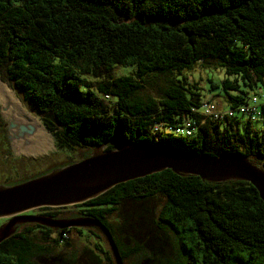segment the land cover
Segmentation results:
<instances>
[{
	"label": "trees",
	"instance_id": "trees-1",
	"mask_svg": "<svg viewBox=\"0 0 264 264\" xmlns=\"http://www.w3.org/2000/svg\"><path fill=\"white\" fill-rule=\"evenodd\" d=\"M208 59L218 61L223 71L221 78L207 77L210 89L225 97L223 108L264 93V0H0V79L35 108L57 151L69 157L80 146L110 141L106 148H111L117 139L207 155L238 154L264 168V128H254V120L240 113L214 118L202 112L203 88L183 71ZM120 68L126 71L117 75ZM157 73L174 78L158 96L137 95ZM186 123L190 134L174 131ZM48 159L6 155L0 172L8 178L12 172L4 171L3 164L9 163L26 175ZM155 195L164 201L144 205L136 213L139 221L128 213L114 219L124 232L137 222L153 228L146 236L123 235V249L111 215L122 198L141 204ZM71 206L108 227L123 261L147 248L138 264H174L161 258L170 249L169 225L179 238L181 264H229L231 252L240 264H264V201L245 180L210 182L164 169ZM63 208L38 209L61 216ZM73 230L91 247L85 245V259L115 264L97 228L53 229L38 223L24 224L0 242V264H28L35 248L69 245ZM43 260L78 262L57 253Z\"/></svg>",
	"mask_w": 264,
	"mask_h": 264
},
{
	"label": "water",
	"instance_id": "water-1",
	"mask_svg": "<svg viewBox=\"0 0 264 264\" xmlns=\"http://www.w3.org/2000/svg\"><path fill=\"white\" fill-rule=\"evenodd\" d=\"M92 147L87 156L53 167L41 174L15 183H0V242L20 226L38 223L53 229L95 227L104 236L115 264H124L119 248L108 227L90 215L53 216L26 213L41 207H64L97 197L116 184L171 169L192 174L204 181L250 182L264 201V168L247 156L221 153L207 155L181 147L145 141L113 140Z\"/></svg>",
	"mask_w": 264,
	"mask_h": 264
},
{
	"label": "rangeland",
	"instance_id": "rangeland-1",
	"mask_svg": "<svg viewBox=\"0 0 264 264\" xmlns=\"http://www.w3.org/2000/svg\"><path fill=\"white\" fill-rule=\"evenodd\" d=\"M124 68H120L117 71V75L125 72ZM185 75L191 80L194 81L197 80L200 85L202 86V91L205 94V98L211 99L214 101V103L220 107L223 108V105L226 103L225 97L218 94V91L211 90L209 87V83L207 82V77L212 76L214 79L221 78L223 76V71L219 66L218 61L213 59L203 60L195 64V66L192 69L183 71ZM174 78V74L170 73H157L153 74L150 77L147 78L146 82L144 83V86L142 89H140L137 92V95L146 97V96H158L162 90L169 84V82ZM17 97L20 99L22 104L25 106L29 112H31L33 115H35L37 118V114L35 113V108L32 105L25 104L22 99L17 95ZM245 117L242 116V120H244ZM252 125L254 128L258 129L259 131L263 130L264 128V119L260 118L257 120H254L252 122ZM49 131V130H48ZM50 132V131H49ZM51 133V132H50ZM52 134V133H51ZM53 137V135H52ZM92 150V147L89 146H80L78 147L74 153L68 154L71 155V157L67 156V153L64 151L58 152L55 146V140L53 137V144L48 147L46 150H41L37 153H26L23 151L16 152L15 149L12 146V142L10 140L9 134H8V126L5 121V119L1 115L0 111V160L4 162V156L8 155L12 159L19 158V157H34V158H41V157H49L47 164H44V166L41 167V169L38 170H30L26 175H22V171L15 172V169L11 168L9 163H4L5 166L3 168L4 171L8 170L9 172H12L8 178H5V173L0 172V181H6V182H13L16 180H19L22 178L21 176H30L32 174L40 172V170L45 171L46 169H50L52 167L60 166L66 163H69L74 160H78L80 158H83L84 156H87L88 153ZM20 168V167H18ZM4 175V176H3ZM164 201V197L162 195H155L151 199H149L147 202L138 204L137 201H133L131 198L125 197L122 198L121 203L118 206V209L115 210V213H113L110 217L111 220H113V226L115 229V232L117 234V237L120 241V244L123 245V243H126L125 238L123 235H128L129 237H133L139 234L143 235L145 233V236L152 233L151 230H153L152 226L150 228L147 226H144V224L138 225V222L136 223L135 227H126V231H122L118 228L117 222L114 221V219H118L119 216H122V214H131L132 218L136 219V221H139L138 216L136 213L142 209L144 205H152L154 203L155 206H157L159 203H162ZM63 216H71L73 214H76L78 212V208H72L70 207L61 209ZM5 221V218H0V225ZM83 228V227H82ZM137 228H141V232H138ZM166 233L168 235V240L170 243V249L169 252H165L162 254L161 258L166 259L167 261L174 262V264H181L180 260L183 259L182 255L179 254L180 252V242L177 234L172 229L171 226L167 225L165 227ZM40 234V232H39ZM185 237L188 236L187 232L183 233ZM91 238V237H90ZM187 241V238H185ZM68 240L70 242L69 245H56L52 246V244L48 247L46 251H43L42 249L35 248L33 251V254L30 257V262L28 264H44L45 261L43 258L50 256L51 254H62L63 256H69V257H75L78 263L82 264H96L95 260L93 259H85V245L90 247L87 243H85L86 237H80L78 238V233L76 230H73L68 235ZM92 242L95 243V239H92ZM37 244H41L42 242L40 240L36 241ZM43 244V243H42ZM189 248H192L191 242H186ZM46 245V244H45ZM108 245V244H107ZM165 246V245H164ZM125 245L122 246L123 249ZM91 248V247H90ZM185 249H183L184 251ZM189 250V249H188ZM149 252L147 248H143L140 251H137L135 253H131L124 259V264H138L141 258L144 256L145 253ZM185 252V251H184ZM245 259V253L241 256ZM55 261H58L57 259ZM240 261L233 252L230 253L228 257L229 264H240ZM245 262V261H244ZM247 263V262H245ZM58 264H64L62 262H58ZM68 264V263H67ZM98 264H104V263H98ZM253 264V263H252Z\"/></svg>",
	"mask_w": 264,
	"mask_h": 264
},
{
	"label": "bare ground",
	"instance_id": "bare-ground-1",
	"mask_svg": "<svg viewBox=\"0 0 264 264\" xmlns=\"http://www.w3.org/2000/svg\"><path fill=\"white\" fill-rule=\"evenodd\" d=\"M0 111L16 152L37 153L53 144L52 134L29 112L11 86L0 79Z\"/></svg>",
	"mask_w": 264,
	"mask_h": 264
},
{
	"label": "built area",
	"instance_id": "built-area-1",
	"mask_svg": "<svg viewBox=\"0 0 264 264\" xmlns=\"http://www.w3.org/2000/svg\"><path fill=\"white\" fill-rule=\"evenodd\" d=\"M264 104V93L252 95L248 103L239 105L236 108H220L214 101L205 99L201 108L202 112L206 115H211L214 118H222L223 116H234L238 113L246 115L247 118L255 120L260 115V107ZM189 123H186L183 127H176L174 131L176 133L190 134Z\"/></svg>",
	"mask_w": 264,
	"mask_h": 264
},
{
	"label": "flooded vegetation",
	"instance_id": "flooded-vegetation-1",
	"mask_svg": "<svg viewBox=\"0 0 264 264\" xmlns=\"http://www.w3.org/2000/svg\"><path fill=\"white\" fill-rule=\"evenodd\" d=\"M42 212H44V211L43 210H40V209H34V210L27 211L26 213H37V214H41ZM77 215H82V213L77 212L76 214H73L71 216H77ZM61 216H63V215H61ZM63 217H69V216H63ZM6 220L7 219L5 218V221Z\"/></svg>",
	"mask_w": 264,
	"mask_h": 264
}]
</instances>
